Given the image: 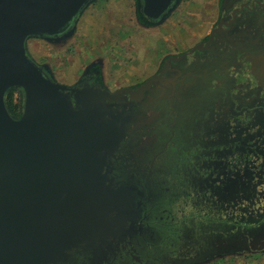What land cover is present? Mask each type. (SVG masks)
Here are the masks:
<instances>
[{"label":"flooded vegetation","instance_id":"af4514ba","mask_svg":"<svg viewBox=\"0 0 264 264\" xmlns=\"http://www.w3.org/2000/svg\"><path fill=\"white\" fill-rule=\"evenodd\" d=\"M95 1L60 33L34 38L66 42ZM134 1L145 29H176L174 39L163 40L167 52L159 62L147 64L134 81L110 80L103 61L94 60L65 82L49 64L35 61L54 81L76 90L75 98L69 95L74 108L87 89L98 95L95 120L112 140L97 159L102 189L117 193L111 233L75 245L58 264H201L225 255L227 245H234L232 253L237 238L242 248L264 252V222L239 226L252 203L264 208V201L251 199L264 192V0H203V16L187 21L190 5L179 9L185 0L160 18L145 15L143 1ZM244 177L256 189L229 196L231 211L214 219V227L232 226L229 233L212 227L217 239L191 243L205 223L187 225V206L208 216L209 207L225 206L226 184Z\"/></svg>","mask_w":264,"mask_h":264},{"label":"water","instance_id":"95a60500","mask_svg":"<svg viewBox=\"0 0 264 264\" xmlns=\"http://www.w3.org/2000/svg\"><path fill=\"white\" fill-rule=\"evenodd\" d=\"M92 1L0 0V264H58L111 233L118 200L100 179L98 153L112 140L95 120L98 95L87 89L74 108L76 90L49 77L26 46L60 33ZM142 1L145 15L160 18L179 0ZM13 88L24 91L19 118L5 100Z\"/></svg>","mask_w":264,"mask_h":264},{"label":"rangeland","instance_id":"374dc122","mask_svg":"<svg viewBox=\"0 0 264 264\" xmlns=\"http://www.w3.org/2000/svg\"><path fill=\"white\" fill-rule=\"evenodd\" d=\"M185 1L187 3H183L179 9L180 11L181 9H187L190 5V13L185 15L186 21L187 16L189 18L203 16V0ZM136 14L134 0H97L80 17L77 34L66 42L51 43L40 38H28L26 46L29 56L36 62L49 64L61 81L71 82L87 64L91 61L99 60L103 61L104 71L111 78L110 80H117L118 84L130 83L135 80L136 74H141L148 68L146 67L147 64L156 65L159 62L162 55L167 52L163 48V40L168 39L170 41L174 39L171 33L176 30L175 28L164 29L163 27L147 30L139 24ZM191 21L193 24L195 23L194 19ZM248 174L250 175V173ZM255 177L258 179L259 173ZM240 179L242 181L226 184L227 187L225 189L228 191V195L224 194L223 196L226 198L224 201L222 200L225 206L223 205L221 208L209 207L214 210L212 212L208 211V216L204 214L206 211L200 210L195 205L187 206L184 217L187 220V225H195L199 219H202L205 223L198 226L200 237L190 234L191 243L206 245L210 241L217 239L218 236L211 232L212 227L215 228V230L213 229L215 232L218 229L222 233H227L223 230L224 228L227 231L232 228L225 222L222 223L223 226L221 227H214L216 225V220L214 219L220 214L231 211L232 207L228 205V202L233 200L231 198L236 193H249L258 186L255 181L250 180L248 177L247 179L245 177ZM219 194L222 195V193ZM239 197H241V194ZM251 199L257 205L263 206L264 192L254 195ZM250 206L253 207V210L247 209L246 216L241 217V222L239 220L241 229L242 224H245L246 227L257 228L259 223L264 222V208L262 207L259 210L253 203ZM227 219L229 218L227 217ZM259 229H261V226H259ZM262 229L259 231L261 232L259 234L261 238L264 233V227ZM236 242L239 246L236 248L237 250L234 249L230 253L234 245H227L229 248L226 247L224 250L229 252L225 253V255L215 257L211 259V262L202 261L201 264H264V252L260 251L262 247L247 250L246 247L242 248L244 246L239 238H237ZM228 243L230 242L227 240ZM255 250L256 252H250ZM217 251H219V247L216 248Z\"/></svg>","mask_w":264,"mask_h":264},{"label":"trees","instance_id":"16d2710c","mask_svg":"<svg viewBox=\"0 0 264 264\" xmlns=\"http://www.w3.org/2000/svg\"><path fill=\"white\" fill-rule=\"evenodd\" d=\"M139 4V3H138ZM138 16H142L140 10L137 11ZM7 107L12 116L19 118L24 108V91L21 88L10 89L5 96Z\"/></svg>","mask_w":264,"mask_h":264}]
</instances>
